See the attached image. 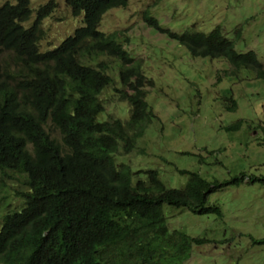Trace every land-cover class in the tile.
Masks as SVG:
<instances>
[{"label":"trees","instance_id":"trees-1","mask_svg":"<svg viewBox=\"0 0 264 264\" xmlns=\"http://www.w3.org/2000/svg\"><path fill=\"white\" fill-rule=\"evenodd\" d=\"M64 1L82 24L44 51L42 22L56 2L39 5L34 17L30 0L0 4V172L18 174L24 188L20 208L0 217V264H183L192 245L208 239L169 229L164 205L221 217L209 194L245 178L264 184V177L240 172L228 181H210L176 167L187 179L172 188L156 169L133 170L121 160L143 152L138 140L156 118L146 99L153 80L142 59L126 50L119 31L99 29L108 10L129 0ZM143 21L191 57L222 58L232 73L246 69L264 80L256 53L235 48L240 29L234 38L220 25L175 32L148 10ZM108 87L116 101L127 103L125 118L102 116ZM228 101L226 109L234 110L236 101ZM49 122L61 142L46 129ZM240 126L238 120L225 129ZM253 242L264 244V238Z\"/></svg>","mask_w":264,"mask_h":264},{"label":"rangeland","instance_id":"rangeland-1","mask_svg":"<svg viewBox=\"0 0 264 264\" xmlns=\"http://www.w3.org/2000/svg\"><path fill=\"white\" fill-rule=\"evenodd\" d=\"M5 1L14 2L0 0V4ZM47 1L30 0L32 17ZM54 1V12L42 22L40 51L58 45L82 24V16L71 15L64 0ZM145 10L175 32L191 27L207 32L220 25L234 38L240 29L236 50H253L264 64V0H129L123 8L108 10L99 29L119 31L126 50L142 59L143 72L153 80L146 99L156 115L138 140L143 152L135 150L120 159L133 170L156 169L172 188L183 187L187 179L176 167L210 181H228L240 172L264 177V80L246 69L232 73L222 58L191 57L183 46L145 24ZM230 97L236 101L234 110L226 109ZM102 99L106 104L102 116L128 115L127 103L116 101L110 87ZM238 120L239 129H225ZM51 127L49 122L46 129L61 142ZM23 189L18 174L0 172V217L20 208ZM208 203L220 208L221 217L164 205L169 229L208 239L193 244L183 264H264V244L253 242L264 238V184L245 178L213 191Z\"/></svg>","mask_w":264,"mask_h":264},{"label":"clouds","instance_id":"clouds-1","mask_svg":"<svg viewBox=\"0 0 264 264\" xmlns=\"http://www.w3.org/2000/svg\"><path fill=\"white\" fill-rule=\"evenodd\" d=\"M73 33V32H72ZM71 35V34H70ZM67 37V36H66ZM57 46V45H56ZM55 47V46H54ZM53 48V47H52ZM49 49H51V48H49Z\"/></svg>","mask_w":264,"mask_h":264}]
</instances>
